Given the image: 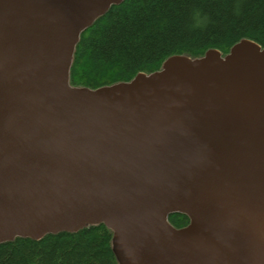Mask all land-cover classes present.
<instances>
[{"label":"water","instance_id":"obj_1","mask_svg":"<svg viewBox=\"0 0 264 264\" xmlns=\"http://www.w3.org/2000/svg\"><path fill=\"white\" fill-rule=\"evenodd\" d=\"M122 1L0 0V244L103 224L119 264H264V47L71 88Z\"/></svg>","mask_w":264,"mask_h":264},{"label":"trees","instance_id":"obj_2","mask_svg":"<svg viewBox=\"0 0 264 264\" xmlns=\"http://www.w3.org/2000/svg\"><path fill=\"white\" fill-rule=\"evenodd\" d=\"M241 40L264 47V0H123L84 30L69 69L71 88L96 90L160 71L166 59L222 57ZM175 229L188 225L171 214ZM0 264H119L113 233L103 224L40 240L0 244Z\"/></svg>","mask_w":264,"mask_h":264}]
</instances>
